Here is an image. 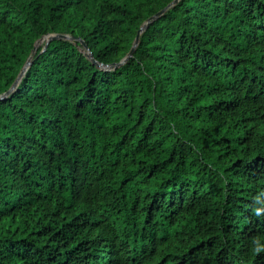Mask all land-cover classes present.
<instances>
[{"label":"trees","instance_id":"obj_1","mask_svg":"<svg viewBox=\"0 0 264 264\" xmlns=\"http://www.w3.org/2000/svg\"><path fill=\"white\" fill-rule=\"evenodd\" d=\"M171 1L0 0V94ZM42 49L0 101V264H264V0H180L109 71Z\"/></svg>","mask_w":264,"mask_h":264},{"label":"water","instance_id":"obj_2","mask_svg":"<svg viewBox=\"0 0 264 264\" xmlns=\"http://www.w3.org/2000/svg\"><path fill=\"white\" fill-rule=\"evenodd\" d=\"M179 1L180 0H173V1H171L165 8H163L162 10H160L159 12H157L155 15L149 17L141 25V27L139 28V30H138V32H137V34H136V36H135V38L133 40V43H132V46H131L129 52L118 63H112L110 65H104L102 63H99L98 61H96L93 58V55L90 52V50L87 47V45L85 44V42L83 40H81L80 38H75L74 36H72L70 34H66V33H49V34H46V35L42 36L40 39H38L34 43V47L31 50V53H30L29 57L27 58L24 66L22 67L21 71L17 75V77L14 80L13 84L10 86V88L6 92L0 94V101L1 100H4L5 98H7L10 94H12L15 91V89L17 88L19 82L21 81V79L25 75L26 71L31 66V64H32V58H33V56H34V54L36 52V49L38 48L39 43L41 41L43 43V49H42V51H44L46 49L47 45L52 40H68V41H72V42L77 41L81 45V48H82L85 56L91 61L92 64H94L96 67H98L101 70H105V71L113 70V69L121 66L122 64H124L130 57H132V55H133V53L135 51V48L138 45L140 35L147 28L148 24L149 23H152L153 21H155L156 19H158L159 17H161L162 15H164L171 7L175 6Z\"/></svg>","mask_w":264,"mask_h":264},{"label":"bare ground","instance_id":"obj_3","mask_svg":"<svg viewBox=\"0 0 264 264\" xmlns=\"http://www.w3.org/2000/svg\"><path fill=\"white\" fill-rule=\"evenodd\" d=\"M42 43V41L39 43V45Z\"/></svg>","mask_w":264,"mask_h":264},{"label":"rangeland","instance_id":"obj_4","mask_svg":"<svg viewBox=\"0 0 264 264\" xmlns=\"http://www.w3.org/2000/svg\"><path fill=\"white\" fill-rule=\"evenodd\" d=\"M43 44V43H42ZM42 44H40V45H42Z\"/></svg>","mask_w":264,"mask_h":264}]
</instances>
